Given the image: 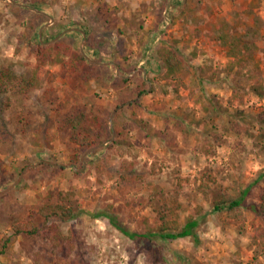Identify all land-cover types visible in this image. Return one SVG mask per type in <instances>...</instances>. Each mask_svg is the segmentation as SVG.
Returning <instances> with one entry per match:
<instances>
[{
	"label": "rangeland",
	"instance_id": "1",
	"mask_svg": "<svg viewBox=\"0 0 264 264\" xmlns=\"http://www.w3.org/2000/svg\"><path fill=\"white\" fill-rule=\"evenodd\" d=\"M34 12L47 15L35 38L98 59L102 78L40 65L28 42ZM223 32L254 44L258 67L232 69ZM164 48L184 61L175 77ZM2 67L38 83L28 94L0 93V191L23 174L0 197V264H59L49 240L16 235L12 223L60 191L81 203L74 219L57 220L73 241L69 264H264V215L254 209L264 192V91L251 88L264 87V0H0ZM77 107L110 115L113 138L71 166L74 146L58 125ZM115 126L127 146L108 148ZM247 188L243 219L213 211L221 190L241 197ZM163 191L181 203V224L207 214L199 242L134 240L97 216L156 232Z\"/></svg>",
	"mask_w": 264,
	"mask_h": 264
},
{
	"label": "trees",
	"instance_id": "2",
	"mask_svg": "<svg viewBox=\"0 0 264 264\" xmlns=\"http://www.w3.org/2000/svg\"><path fill=\"white\" fill-rule=\"evenodd\" d=\"M13 5L16 6L15 4ZM34 14L37 22L31 21L28 25V42L30 52L35 55L40 65H44L47 62L60 64L67 71L76 74L86 82L91 80L97 81L102 78L103 66L98 59H90L73 45H66L61 39L48 44L47 42L50 40L43 41L40 38H35L38 26L44 23H38V19L46 18L47 15L42 12H34ZM219 38L221 43L227 48V55L231 60L230 65L232 69H237L238 74H242L241 72L252 64L258 67L253 54L254 44L244 41L237 35L226 32L221 33ZM161 53L162 60L167 67L166 75L168 77H175L183 70L184 61L176 51L164 48L161 50ZM121 81L126 82L127 80L121 78ZM37 83V76L32 79H26L9 67L0 68V93L23 92L24 94H28V91L35 88ZM251 88L260 94L264 91L262 85H256L255 83L252 84ZM232 90L236 96L240 93L237 85H233ZM58 129L68 137V141L74 146L71 154V166H77L82 163L84 151L96 146L99 147L113 138L110 127V115L106 114V116L102 117L78 107L60 120ZM115 131L117 137L108 145V148H113L117 145L127 146L129 140L126 138L125 130L115 126ZM101 149L92 150V154L99 152ZM44 165L48 164L45 163ZM59 168L65 169V166H60ZM74 173L78 174L76 170H74ZM123 178L127 179V175H123ZM249 190L250 188H247L241 197L230 192L228 189L221 190L219 196L214 201L213 211L226 210L230 218L235 220L243 219L245 195ZM177 191L178 188L175 189V192ZM171 196L172 193L170 191H163L161 193L159 205L156 207L157 218L160 222L156 232L151 230L147 233H138L131 231L116 216L106 213H99L97 216L108 217L117 229L134 240H139L140 238L168 240L191 236L196 242H199L197 228L207 218V214L191 216L184 224H181L177 211L181 203L176 197ZM51 197L52 195L46 202L32 207L28 221L12 223V229L16 235L41 236L49 240L53 247L54 257L59 260V264H69L71 251L74 249L73 241L69 235L64 234L57 220L69 221L74 219L81 212V203L77 199L72 198L70 193L63 191L57 193L56 200L53 201ZM254 209L258 214L264 215V192L261 195V201L254 206Z\"/></svg>",
	"mask_w": 264,
	"mask_h": 264
},
{
	"label": "water",
	"instance_id": "3",
	"mask_svg": "<svg viewBox=\"0 0 264 264\" xmlns=\"http://www.w3.org/2000/svg\"><path fill=\"white\" fill-rule=\"evenodd\" d=\"M97 147H98V146L93 147V148H91L90 150H93V149H95V148H97ZM22 177H23V174H21V176L19 177V179H18V181H17L16 183H14L13 185L9 186L8 188H6V189H4V190H1V191H0V197L3 196V195H5L6 193H8L9 191H11L12 189H14V188L18 185V183L21 182Z\"/></svg>",
	"mask_w": 264,
	"mask_h": 264
}]
</instances>
